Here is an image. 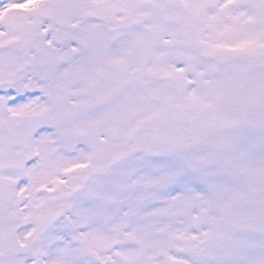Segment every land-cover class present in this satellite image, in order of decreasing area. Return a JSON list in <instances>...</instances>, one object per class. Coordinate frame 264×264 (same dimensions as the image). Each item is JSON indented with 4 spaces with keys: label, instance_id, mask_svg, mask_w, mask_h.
Segmentation results:
<instances>
[{
    "label": "snow or ice",
    "instance_id": "6c2138e0",
    "mask_svg": "<svg viewBox=\"0 0 264 264\" xmlns=\"http://www.w3.org/2000/svg\"><path fill=\"white\" fill-rule=\"evenodd\" d=\"M0 264H264V0H0Z\"/></svg>",
    "mask_w": 264,
    "mask_h": 264
}]
</instances>
